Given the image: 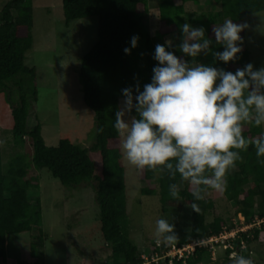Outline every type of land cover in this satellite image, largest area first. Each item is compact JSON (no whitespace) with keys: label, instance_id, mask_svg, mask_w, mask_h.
<instances>
[{"label":"trees","instance_id":"1","mask_svg":"<svg viewBox=\"0 0 264 264\" xmlns=\"http://www.w3.org/2000/svg\"><path fill=\"white\" fill-rule=\"evenodd\" d=\"M188 1L198 5L200 3V0H181V3L177 0H158L160 26L152 32L148 20L149 0H62L67 25L80 18H99L98 40L84 56L80 68L82 101L94 112L96 120L95 142L90 148H83L69 138H61L57 146H48L38 117L34 126H28L31 103L25 89H31L34 102H37L38 97L36 69L26 65V53L31 50L34 42L32 0H9L0 13V94L11 109L14 141L20 144L30 138L34 149L32 164L37 168H48L53 177L63 185L79 186L86 183L92 186L99 206L101 234L112 248V264L143 262L138 246L128 234L130 220L126 205L122 139L112 127L115 112L120 109V99L123 98L121 90L134 88L137 83L142 90L144 84L151 82L152 68L156 63L152 59L155 46L167 42L168 35L174 36L172 43L167 42L171 46L170 50L185 58L178 51L182 40L180 25L187 22L197 25L196 27H204L206 37L213 40V50L222 51L215 44L212 34L215 25L223 23L225 19L244 23L245 16L264 11V0H213L214 7L211 11L193 13V16L187 18L185 3ZM133 35L139 36L138 47L130 55H126L124 48L130 47ZM241 35L244 38L243 51L239 54L240 59L234 63L224 65L217 62L213 65L214 58L211 54L186 59L190 64L203 63L234 72L237 68L251 63V52L246 44V29ZM11 83L19 91L18 104H15ZM1 119L0 112V125ZM262 132L263 126L256 127L242 122V134L249 141L259 138ZM90 152H97L99 155V173H96ZM240 155L241 160L226 176L223 195L228 201L237 204V213L244 214L247 222L253 221L256 216L254 209L258 203V215L263 219L264 165L258 162L251 144L247 151H240ZM28 169L25 155L16 154L4 170L0 151V264L7 262V237L11 234L31 233L33 226H39L42 221L40 199L36 198L33 203L28 195L31 188L39 187L28 178ZM139 175L149 184V187L143 188V193L158 195L164 212L169 207H192L193 203H197L199 212L192 207L191 226L187 237L180 239L178 227L175 226L176 243L218 234L226 225V219L220 216L207 222V213L214 207V202L206 197L207 192L202 201H195L191 194L194 186L182 181L179 174L172 176L167 169L159 172L144 169L139 170ZM171 184L178 186L179 199L170 196ZM247 184H250L249 188H246ZM258 234L255 231V236ZM45 236L40 229L38 241L31 245L32 251L42 245ZM244 237L248 242L252 240L245 234ZM236 244L239 247L240 240ZM228 252L230 253H226ZM210 260L209 250L198 248L187 259V264H207ZM176 264L183 263L176 261Z\"/></svg>","mask_w":264,"mask_h":264},{"label":"rangeland","instance_id":"2","mask_svg":"<svg viewBox=\"0 0 264 264\" xmlns=\"http://www.w3.org/2000/svg\"><path fill=\"white\" fill-rule=\"evenodd\" d=\"M8 1L0 0V13ZM177 1L181 3V0ZM32 4L34 42L31 50L26 53V65L36 69L38 97L37 102H34L31 89H25L31 103L28 126H34L38 117L48 146H57L61 138H69L83 148H90L95 142L96 120L94 112L82 101L80 68L84 56L98 40L99 18H80L67 25L62 0H32ZM149 5V25L151 31L155 32L160 26L158 0H149ZM185 7L188 11L186 17L190 18L194 14L211 11L214 3L213 0H201L198 5L190 1ZM244 23L249 25L246 29V44L251 52L250 60L254 69H259L264 66V11L245 16ZM166 40L172 43L174 36L170 34ZM11 85L15 104H18L19 91L14 83ZM122 102L123 98L120 99V109ZM0 112L3 168L7 169L16 154L25 155L29 166L28 178L39 185L38 188H31L28 195L33 203L36 198L40 199L42 210L41 224L33 226L31 233L11 234L7 237V262L1 264H112V248L101 234L99 206L92 186L86 183L66 186L54 178L48 168L35 167L32 164V140L26 138L23 143H15L11 109L1 94ZM131 116L129 114L127 118ZM90 155L95 162L96 173H99V155L97 152H90ZM122 163L125 168L126 205L130 220L128 234L138 246L140 256L155 244L157 219L163 218L177 226L180 239L187 237L192 207H169L164 212L158 195L143 193V188L149 187V184L140 178L139 169L131 166L124 154ZM249 187L250 184H247L246 188ZM206 197L214 202V207L207 213V222L220 216L226 219L229 228L235 223L242 226L237 204L228 201L223 192L209 190ZM254 212L260 219L258 203ZM249 223L246 221V224ZM40 229L46 235L45 239L36 251H32L31 245L38 241ZM255 231L259 232L258 236H255ZM248 233L252 240L246 242L245 249L240 248L235 254L251 258L254 264H264V222L248 230ZM252 253L254 255H250ZM207 264H233V260L229 252L219 247L216 260L211 259Z\"/></svg>","mask_w":264,"mask_h":264},{"label":"clouds","instance_id":"3","mask_svg":"<svg viewBox=\"0 0 264 264\" xmlns=\"http://www.w3.org/2000/svg\"><path fill=\"white\" fill-rule=\"evenodd\" d=\"M182 40L178 51L170 45L157 44L152 59L151 82L121 90L122 108L115 112L112 125L122 139L121 148L127 162L139 170L159 172L167 169L172 176L194 186L192 196L202 201L209 190L224 192L226 176L241 160L240 151L251 144L258 162L264 165V132L249 141L242 134V122L264 126V66L254 69L252 63L234 72L213 66L240 59L244 38L241 33L247 23L225 19L212 29L215 44L222 51L213 50V40L206 37L204 27L190 23L179 26ZM139 36L133 35L130 55L138 47ZM201 54L213 56V65L190 64L186 59ZM135 113L130 119L129 114ZM210 173V176L205 175ZM173 199H179V188L169 185ZM193 209L199 212L197 203ZM175 225L161 218L155 222V242L165 246L176 242ZM254 255V253L250 254ZM233 264H254L251 258L235 253Z\"/></svg>","mask_w":264,"mask_h":264},{"label":"built area","instance_id":"4","mask_svg":"<svg viewBox=\"0 0 264 264\" xmlns=\"http://www.w3.org/2000/svg\"><path fill=\"white\" fill-rule=\"evenodd\" d=\"M239 218L242 226L235 223L232 228L224 225L222 230L218 234H214L209 237L202 239H195L189 242L174 243L169 246H165L163 239L161 240V245L155 244L148 247L146 254L141 255L143 259L142 264H176V261H182L183 264H187V259L198 249L207 248L211 254V259L216 260V250L217 248L223 247L224 252L230 251L229 257L236 252L246 248L247 239H245L244 234L249 238L248 230L252 229L254 226H258L264 222V218L255 219L249 224H246V218L244 214L239 213ZM240 240V246H237V241ZM235 248L237 250H235Z\"/></svg>","mask_w":264,"mask_h":264},{"label":"crops","instance_id":"5","mask_svg":"<svg viewBox=\"0 0 264 264\" xmlns=\"http://www.w3.org/2000/svg\"><path fill=\"white\" fill-rule=\"evenodd\" d=\"M200 1H201V0H200ZM188 2H190V1H188ZM186 3H187V2H186ZM186 3H185V4H186ZM218 24H222V23H218Z\"/></svg>","mask_w":264,"mask_h":264}]
</instances>
